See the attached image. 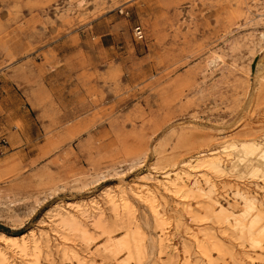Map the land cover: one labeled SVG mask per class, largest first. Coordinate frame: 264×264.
Instances as JSON below:
<instances>
[{"label": "rangeland", "instance_id": "rangeland-1", "mask_svg": "<svg viewBox=\"0 0 264 264\" xmlns=\"http://www.w3.org/2000/svg\"><path fill=\"white\" fill-rule=\"evenodd\" d=\"M84 1L0 33L39 125L0 152V264H264V169L226 148L264 139V0Z\"/></svg>", "mask_w": 264, "mask_h": 264}, {"label": "crops", "instance_id": "crops-1", "mask_svg": "<svg viewBox=\"0 0 264 264\" xmlns=\"http://www.w3.org/2000/svg\"><path fill=\"white\" fill-rule=\"evenodd\" d=\"M5 5L8 1V5L12 0H3ZM72 1V0H71ZM82 5L78 8H74L80 11L84 8L85 1L82 0ZM13 5L10 7H0V33L11 29H16L19 22H21L22 15H35L41 14V11L30 10L28 13H23L20 6V0H13ZM6 7V8H5ZM13 17L8 20L7 17ZM102 22L101 20L92 23L91 25L97 26ZM100 46L109 51L111 48L119 47L117 36L113 32H106L100 35ZM36 46H38L36 44ZM42 47L52 46L51 43H45ZM52 70L47 74H51ZM36 79H30V82L24 81L21 74L16 71V59L14 61L5 62L0 67V136L7 139H1L5 141V144L0 145V152L3 155L4 152L8 153L13 151V146L17 143V138L21 137V134L32 132V128L39 127L36 119L32 117V109L29 104L26 103L23 98V89H33L36 86ZM79 111V109L77 108ZM16 122H20L24 132L20 131L15 125ZM10 154V153H8Z\"/></svg>", "mask_w": 264, "mask_h": 264}, {"label": "bare ground", "instance_id": "bare-ground-1", "mask_svg": "<svg viewBox=\"0 0 264 264\" xmlns=\"http://www.w3.org/2000/svg\"><path fill=\"white\" fill-rule=\"evenodd\" d=\"M218 61L219 58L216 55H213L209 61V65H216ZM226 148L232 152L234 167H243V169L248 171L250 175H255L259 170L264 169V139L260 143L243 142L241 144H229ZM222 162L223 161L220 159H212L209 161V167L212 170L222 171L224 166ZM189 167L191 169V166ZM163 177L166 179V182L162 181L161 183L159 181L157 182V185L163 187L167 192H171V187H173L175 183L168 181V174H164ZM177 179L180 180L182 186H185V182L180 176Z\"/></svg>", "mask_w": 264, "mask_h": 264}, {"label": "built area", "instance_id": "built-area-1", "mask_svg": "<svg viewBox=\"0 0 264 264\" xmlns=\"http://www.w3.org/2000/svg\"><path fill=\"white\" fill-rule=\"evenodd\" d=\"M120 14H127V11H125L123 8H120L119 10ZM132 35L135 40H142L144 38V32L140 25H136L132 28ZM5 142L4 140H2Z\"/></svg>", "mask_w": 264, "mask_h": 264}, {"label": "trees", "instance_id": "trees-1", "mask_svg": "<svg viewBox=\"0 0 264 264\" xmlns=\"http://www.w3.org/2000/svg\"><path fill=\"white\" fill-rule=\"evenodd\" d=\"M0 230L1 231H4V232H7V233H10V230L9 229H7L5 227H2V226H0Z\"/></svg>", "mask_w": 264, "mask_h": 264}]
</instances>
